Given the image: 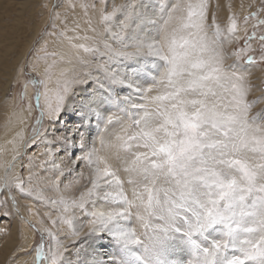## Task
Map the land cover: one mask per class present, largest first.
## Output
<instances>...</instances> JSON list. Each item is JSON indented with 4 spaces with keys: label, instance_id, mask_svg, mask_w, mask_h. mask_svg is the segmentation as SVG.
I'll list each match as a JSON object with an SVG mask.
<instances>
[{
    "label": "snow or ice",
    "instance_id": "6c2138e0",
    "mask_svg": "<svg viewBox=\"0 0 264 264\" xmlns=\"http://www.w3.org/2000/svg\"><path fill=\"white\" fill-rule=\"evenodd\" d=\"M77 6L83 35L81 21L67 26ZM209 8L53 4L41 39L67 41L68 53L51 54L65 66L53 80V59L28 81L38 115L0 161L3 215L31 200L28 212L49 225L28 221L39 238L23 264H264V89L250 98L252 69L264 71V0L240 13L229 5L224 26ZM40 51L47 61V44Z\"/></svg>",
    "mask_w": 264,
    "mask_h": 264
},
{
    "label": "rangeland",
    "instance_id": "374dc122",
    "mask_svg": "<svg viewBox=\"0 0 264 264\" xmlns=\"http://www.w3.org/2000/svg\"><path fill=\"white\" fill-rule=\"evenodd\" d=\"M56 2L57 0H0V137L6 125L11 121L13 111L23 106L27 107L29 104H33V106L35 104V86L28 83V81L32 78H44L43 71L45 69L42 72L37 69L39 68L40 60H37L36 57L45 55V52L40 51V49L47 44V54L50 60L55 59L52 57V53H58L54 51V45L61 40L55 36H44L41 39V34L45 29L49 32L53 31L49 27L50 19L47 20L46 25L38 33L39 28L45 21L46 13L52 11V6ZM116 2L119 3L120 0H116ZM242 2L245 5L244 11L246 12L249 0H210L209 16L215 13L218 22L221 26H224L227 24L229 16L228 6L231 5L234 12L240 13ZM43 4L48 5L46 10L42 9L41 5ZM97 7H99V4H97ZM57 10L63 11V9ZM74 15L75 10H70L68 20L73 19ZM57 24V31H59L62 25L59 21ZM36 35L33 45L28 48ZM253 46L255 47V42H253ZM33 48L37 49V51L32 52ZM262 76H264V71L257 68L252 69L251 80L254 90L250 98L261 96V90L264 89V84L261 81ZM25 84H27V96L22 100L21 93L24 91ZM257 111H259V106L253 110L254 113ZM33 115L32 124L27 127L28 136L31 135V128L34 125L35 117L38 115L35 107ZM46 123L47 118H45ZM61 127H63V122H61ZM92 136L97 139V146H99L98 134L94 127ZM28 154L32 155L33 153L30 151ZM0 174H2V170H0ZM120 175L123 178L124 173L121 172ZM31 203L34 204V201L19 199V214L16 213L15 209L11 208L9 203L8 211L11 213L10 216H4V209L0 208V217H3L0 218V229L3 230L0 231V264H12V257L15 256L14 252L20 250V247L25 244L24 227L34 232V243L38 240V233L29 227V219L25 217V214L28 213L25 209ZM22 204L26 208H22ZM45 210L47 209L40 207L41 214ZM23 221L25 222L23 223ZM32 222L36 224L38 229L49 226L47 223L41 226L39 217ZM132 226L137 227L135 224ZM96 243H107V240H97ZM69 254H71V248L69 249ZM22 255L24 254L20 253V257ZM17 264H20L19 261Z\"/></svg>",
    "mask_w": 264,
    "mask_h": 264
},
{
    "label": "bare ground",
    "instance_id": "6f19581e",
    "mask_svg": "<svg viewBox=\"0 0 264 264\" xmlns=\"http://www.w3.org/2000/svg\"><path fill=\"white\" fill-rule=\"evenodd\" d=\"M74 10H75L74 18L67 21V26H68L69 29H71L74 26V22L75 21H81V24H80V27H81L80 35H83L84 33H83L82 30L84 29L85 25L83 23L82 10L79 8V6H77ZM90 14H93V13H91V10H90ZM93 15H95V14H93ZM48 19H49V13L47 12L45 21L43 22V24L39 28L38 33L46 25V23L48 22L47 21ZM67 35L68 36H72V35H74V33L69 31L67 33ZM36 37H37V35L32 39V41L30 42V45H29L28 48H31V46L33 45L34 40H35ZM73 42L74 43H79L81 41H73ZM54 51L58 52L57 54L68 53L69 52V47H68L67 41H62L61 40L58 44H55L54 45ZM55 60L57 61V63H56V67L53 69V72L55 73V75L53 76V80H55L56 76L59 74V69L61 67L65 66L64 64L59 62V55H57L55 57ZM52 62H53V60H50V59H48L47 61L40 60L39 61L40 65H39V68H37V69H39L42 72L44 69H46L47 65L51 64ZM44 71H43V73H44ZM33 113H34V106H33V110H32L31 115H29L26 106H23V107L17 109L16 111H13L12 119H11L10 123L6 125L5 129L2 132V135L0 137V147H6V148L9 149L6 153L0 152V161L9 160L11 158V145L6 144V141L11 140L17 131L23 130L24 133H25V138L28 137V135H27V127H28L29 124H32V120H33V117H34ZM30 205H33V204L31 203L28 206H30ZM28 206L26 208L22 204V208H26L25 209L26 212H28ZM25 217L27 219H29L30 221H34V219L38 217L37 215H35V208H33V213L32 214H30L28 212L27 214H25ZM24 222L25 221H23V223ZM41 226H43V225L41 224ZM24 228H25V236H24L25 244H23L20 247V250H16L14 252L15 255H17L18 253L19 254L22 253L21 252L22 249H30L33 246V243H34V232L30 231L27 227H24ZM33 256H34V254H33ZM32 259H33V257H29L27 255H22L20 257L19 263L23 264V261H31Z\"/></svg>",
    "mask_w": 264,
    "mask_h": 264
}]
</instances>
